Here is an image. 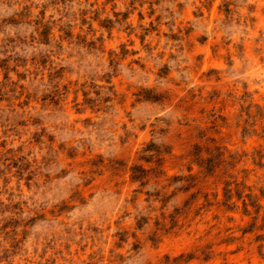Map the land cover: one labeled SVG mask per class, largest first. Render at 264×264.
<instances>
[{
	"label": "rangeland",
	"instance_id": "1",
	"mask_svg": "<svg viewBox=\"0 0 264 264\" xmlns=\"http://www.w3.org/2000/svg\"><path fill=\"white\" fill-rule=\"evenodd\" d=\"M0 264H264V0H0Z\"/></svg>",
	"mask_w": 264,
	"mask_h": 264
}]
</instances>
